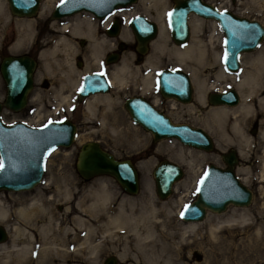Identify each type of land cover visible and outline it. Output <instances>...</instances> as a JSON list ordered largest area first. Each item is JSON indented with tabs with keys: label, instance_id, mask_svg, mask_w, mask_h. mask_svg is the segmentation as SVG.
<instances>
[{
	"label": "rangeland",
	"instance_id": "374dc122",
	"mask_svg": "<svg viewBox=\"0 0 264 264\" xmlns=\"http://www.w3.org/2000/svg\"><path fill=\"white\" fill-rule=\"evenodd\" d=\"M43 1L44 0H42V4ZM50 1V8L52 9L54 4L59 0ZM221 1H224V5L227 6L226 9H229L239 15L258 19L264 24L263 0ZM0 2L2 4L3 10V12L0 14V59L9 53H28L31 56H34L37 60V65L34 71V75L36 76V78H34L35 86L30 92V99L27 105L19 111H14L4 107L1 112V118L6 123L24 121L32 126H39L50 120L68 117L71 118L78 127L76 138L70 145L58 146L47 154L44 163V173L40 183L29 190H0V205L6 207L9 210V213L11 214L10 224L22 223L25 228L29 229V227L24 224L25 222H21L15 217V210L18 204L25 205L33 198H41V201L49 207L50 212L54 215L57 221L62 222L64 226L77 228L78 225L75 220L76 217H81L95 225V227H97L95 229L98 231L93 230L91 236L92 238L101 239L100 244H103L97 252V257L104 256L110 253L112 250L111 245L115 243V241H113V237L110 236L112 234L105 235L104 233H101L102 229L116 230V228L113 225H106L105 227L108 228L103 227L105 223L101 221L99 217L96 218L95 213L91 214L87 209H93L92 206L89 208L90 203H92V191H100L101 188L109 189L111 191V198L109 201H107L106 205L103 206H107L113 211L123 206L124 211L126 210L124 213L132 217V219L126 220L127 222L124 224L125 229L135 227V225H137L135 224L136 221L140 220L144 221L142 224L139 223L140 227L158 229L162 235V238L164 240H168L167 244H165L167 247L169 245L168 251L174 255V258L178 257L176 260L181 261V253L185 255L182 260L183 263L178 264H264V223H262V234H257L256 236L249 233L253 230V227L251 228L247 225L244 227L235 226L233 228H225L220 232L219 235L222 236V238L217 240V242L212 241L207 232L208 220L214 224H224V220L232 214L237 216L251 215L253 218L255 217L257 220L261 219L264 222V176L261 174V153L263 151L262 145L264 144V140L262 137H260V135L258 137V133H260L261 129L260 122L259 130L258 122H256L255 119H253L248 124V127H246V134L249 137H252L256 142H259V155L251 154L250 157L244 159L239 154L238 146L234 144H228L225 147L223 146V148H219L215 135L210 129V127L214 128L215 125L214 121H212L211 117H209L208 111L214 107H220V105H211L208 103L207 98H205L204 104L196 103V90L193 83L194 96L192 102L188 105H194L195 110L190 111L185 106L173 107L174 105L172 104V100L171 102L168 101L166 105H164L163 102L158 99L161 97L156 81L158 70L164 67L182 68L187 71L186 66L178 61L175 54L173 53V50L178 47L182 48L190 44L193 40L194 34H196L203 51L206 52V56L204 59L199 61L197 55V60L192 59L191 61H194L196 64H198L199 69H202V74L209 75L211 78L210 84L216 83V88L209 89L206 92L207 95L208 92L215 91L219 89L220 86H224V80L228 79L231 75L234 74L239 78L246 70L250 69L251 62L259 56L261 51L264 52V39L256 49L243 52L240 55L241 68L238 70L239 72H228L222 63V55L224 52V35L217 22L214 24V20L210 18L201 17L194 13L190 14L191 33L188 41L189 43L187 42L188 44L185 43V45L176 44L170 37L167 17L168 11H166L165 18L168 27V37L166 36V49L152 55L153 64H145L144 61L151 53L152 49L150 42L148 44V50L142 55V58L139 59L135 50V46H133V43H135L133 32L128 24V20L124 19V23L125 25L127 24V29L130 33L131 39L125 42L126 47H124L123 51L121 52L119 59L116 61L117 63H114V67L118 65L122 57L126 55L129 63L131 64V68L139 70L137 75L127 73L126 83L123 84L122 87H117L116 89L111 87L108 94L116 92V95L118 96L116 99L111 101L109 108H106L103 102L97 104L98 114H91L85 109V102H78L75 96L76 89L74 90L72 84H70L69 81L67 83L68 87H66L65 90L67 93H73L72 98L69 100L70 102H68V106L65 102V106L58 111V107L56 106L60 102L61 98L54 92L53 86L58 85L59 75L55 77L46 74L44 71L43 60H41L39 57L41 51L47 49L52 44L55 37L54 35L52 36L51 30H49L48 25L45 24L46 19H48V11L46 13L38 12L36 15L31 17L18 16L10 11L7 0H0ZM150 2L153 3L152 1ZM142 3L143 6L136 5L134 9L131 8L130 11H126L125 15L129 16V18L132 17V11L135 9L139 11L137 13H143L142 11H144L145 8L148 9L149 6L146 4L147 1ZM169 4L170 1L167 0L166 5L168 8ZM51 9H49V12ZM160 9H162V7ZM150 12L153 14L155 13L151 10ZM151 19L154 18L151 17ZM196 19H202L198 27L199 30L196 31L197 33L192 30L193 28L191 24V21ZM24 21H32V27H34H31L30 38H28L27 42L24 43L26 47L23 46L16 51L11 50V46L17 38V25L19 22L24 23ZM63 34L69 35L70 38L68 37V39L70 43L76 45L72 39H76L77 42V38L66 32H63ZM87 40L88 39H86V41ZM88 42V45L85 47L81 45L79 46V43L76 45L78 49L77 53H79V48H81V63L75 65V60L77 58L74 54V65L78 70L74 74L75 79L81 78L84 71H92L95 69V67H97L96 60L93 63L91 59L87 60L84 57L85 54L90 52V41L88 40ZM88 64L90 68L88 70H84ZM113 68L111 70H113ZM222 69L226 74L223 77L224 79H218L216 73ZM81 71L83 72L80 74ZM147 72L156 76L149 91L142 95L152 99L153 101L158 99L155 105L160 109L165 107V112L168 113L173 120L184 121L192 125L205 128L212 136L215 144V146L210 151L184 145L175 138H162L157 141H153L152 133L150 131L144 130L139 124L135 123L131 119L129 113L124 108L123 100L129 95L141 94L139 91L140 88L143 87L141 77ZM45 80L47 81L48 86H43L42 82ZM231 86L233 85H226L223 89ZM4 96L5 83L0 74L1 101L4 99ZM27 110H29V112H27ZM102 119H104V122ZM90 139L98 140L102 146L111 151L116 157H129L134 161L140 177V188L137 193L130 194L125 192L120 184L112 176L107 174L97 175L88 180L83 179L78 174L75 167L78 148L82 142ZM230 147L234 148L239 155L235 170L242 181L246 175L242 172H239L238 167H245L248 170L249 180L246 182V185H248L253 190L252 201L247 206H236L229 204L227 208L220 213L208 211L206 220L204 219L203 221L197 222L200 225V229L199 233L194 236V241L192 243H188L190 245H184L180 252L177 249L180 245L178 243L179 239L177 235L172 233L173 237L171 236V231H176L179 228V222H182V219L180 218L181 211L178 212L179 208L177 207L175 201L178 199L181 193H185L183 197L184 200L181 204V208L183 209V207L188 202L193 200L197 193L196 184L199 181L206 166L209 163L223 166L224 161L221 158V151H225ZM161 158L172 159L182 165L184 169L182 178H180L174 184L175 188H177L179 191L177 192L173 190V192L165 199H161L157 196L152 175V167ZM185 158L188 161H192L193 168H190L188 161L185 162ZM145 162L149 163L147 173L140 168L142 163ZM147 181L150 182V190L146 188ZM57 185H63L66 188H69L71 190V194L63 197L56 196V199L54 200L47 199V196H49L48 194L52 193ZM146 198H153L158 204L165 203L168 206H174V209L170 212H150L147 206L143 205L144 203H142ZM132 205H134V211L129 209V206ZM100 208H102V205L99 203L96 208L98 209L97 214H99ZM42 214V212H39L37 215L36 221L38 226L44 222V216ZM138 214H154L159 217H153L150 215L138 216ZM168 216H173L175 218L167 219ZM4 225L6 226L8 232V238L4 242L8 243L11 239V230L9 229V226L6 224ZM30 231L33 234L37 233L34 228H30ZM80 231L81 230H78V232ZM121 234L129 235L127 232L118 233V235ZM35 235L34 240L38 241L40 236L39 234ZM86 254L88 255V252L85 249L80 259L81 264H86L83 257ZM188 254L189 256H187ZM190 255H192L193 259H190ZM91 259L88 258V263ZM98 259L99 258H97V260ZM31 264H35L34 259L32 260ZM39 264L52 263L51 261L49 262L46 260H41Z\"/></svg>",
	"mask_w": 264,
	"mask_h": 264
},
{
	"label": "water",
	"instance_id": "95a60500",
	"mask_svg": "<svg viewBox=\"0 0 264 264\" xmlns=\"http://www.w3.org/2000/svg\"><path fill=\"white\" fill-rule=\"evenodd\" d=\"M135 0H60L50 11L51 18H59L88 11L102 17L119 6ZM10 11L18 16H33L40 0H7ZM194 13L215 20L222 29L224 53L222 62L228 71L240 69V54L258 47L264 38V25L257 19L238 15L228 9H218L202 0H175L168 13L170 36L176 44L186 43L190 37L188 17ZM135 41L136 52L141 59L148 50V42L156 37L158 25L144 14H135L129 21ZM117 26V23H115ZM121 49V45H120ZM108 61H116L118 54H109ZM36 60L28 53L6 54L0 59V74L5 83V96L0 100V190H29L40 183L44 173L47 154L58 146L70 145L77 133V125L70 118L51 120L40 126H31L24 121L6 123L1 118L4 107L17 111L23 108L33 86ZM157 83L163 97H172L181 102L192 99V80L180 68H162L158 71ZM108 82L100 71L83 74L77 87V99L82 101L94 93L107 92ZM211 104L233 105L239 101L235 87L207 93ZM124 108L131 119L144 130L152 133L153 141L175 138L184 145L209 151L214 147L212 136L201 126L176 122L164 111L155 107L143 95H129L123 100ZM224 166L209 163L197 182L193 200L181 210L184 221L203 220L208 211L220 213L229 204L247 206L252 201L253 191L236 174L237 152L230 147L221 152ZM75 167L83 179L107 174L112 176L130 194L140 188L139 172L129 157L118 158L96 139L82 142L78 148ZM184 169L178 162L161 158L152 167L155 192L161 199L167 198L174 183L182 178ZM7 238L6 227L0 224V242ZM108 256L105 264H112Z\"/></svg>",
	"mask_w": 264,
	"mask_h": 264
},
{
	"label": "bare ground",
	"instance_id": "6f19581e",
	"mask_svg": "<svg viewBox=\"0 0 264 264\" xmlns=\"http://www.w3.org/2000/svg\"><path fill=\"white\" fill-rule=\"evenodd\" d=\"M149 1V0H141V2ZM154 3V5L163 4V8L156 11V13H151L149 9L145 8L144 13L153 17L158 24V31L156 35V39L153 38L150 41L151 45V53L146 57L145 64H153L152 55L155 53H159L166 49V36L168 35V27L166 24V11L168 10L167 5H164L167 0H150ZM264 1V0H263ZM50 0H44L43 4L41 2L39 6L40 13L49 12L51 9ZM42 7V8H41ZM220 8V7H219ZM5 10V9H4ZM3 12L2 4L0 2V14ZM126 12V11H125ZM124 14L125 19L127 20L129 16ZM137 10H133V13H136ZM48 15V14H47ZM46 15V16H47ZM131 16V15H130ZM31 17V16H27ZM80 15L76 17L69 18L62 23L57 22L56 18H51L52 22L50 24L51 29L55 30L53 32L58 34L54 35V41L47 48L41 51L40 59L43 60L44 71L49 76H58L59 83L58 85L53 86L54 92L59 95L60 102L57 104L58 111L64 107L65 102L68 106L69 100L72 98V94L67 93L65 90L68 87V82L72 84L74 90L78 87L81 78L75 79L74 74L78 71L74 65L75 55L78 52L77 46L70 43L68 37L63 34L67 30L70 31L71 35L75 38L77 37H86L90 41V52L85 54L84 57L88 60L91 59L92 62L97 61V67H99V59L102 54L106 52V49L112 47L109 39L105 36H100L95 31V23H91L88 19L79 18ZM67 19V18H65ZM153 19V20H154ZM202 19H196L191 21L192 30L196 32L201 23ZM213 20V19H212ZM1 21V20H0ZM75 21V22H74ZM92 21V20H91ZM93 22V21H92ZM190 22V19H189ZM216 24L215 20L213 21ZM1 26V25H0ZM31 27L32 21H24V23H18L17 25V38L11 46V50H18L21 47L26 45L24 43L27 42L28 38L31 35ZM34 28V27H32ZM70 28V29H69ZM201 28V27H200ZM73 31V33H72ZM197 33V32H196ZM168 37V36H167ZM120 38L125 43L131 39L130 33L127 29V24H124L123 30L121 32ZM155 39V40H154ZM189 43V42H188ZM186 43V44H188ZM185 45V44H184ZM178 61L181 64L185 65L187 68V72L189 73L191 80L195 90L196 97L195 102L204 104L205 103V95L209 89L216 88V83L211 82V78L208 74H202L201 70L192 59L197 60V55L199 61L204 59L206 56V52L203 51L199 40L194 34L193 40L187 46L182 48H176L173 50ZM75 54V55H74ZM120 61V60H119ZM117 63V62H116ZM89 64L85 67L84 70H88ZM83 71L80 72V74ZM86 72V71H84ZM139 72L138 69L131 68V64L126 55H124L118 65H116L113 70L108 72V78L111 84V87L117 88L122 87L123 84L126 83V74L131 73L133 75H137ZM232 73H237L239 71H231ZM217 78L224 79L225 71L222 69L216 73ZM155 76L151 73H144L141 77V82L143 87L140 88V93L145 94L149 91L151 85L155 80ZM225 85L220 86L219 89H223L226 85H233L240 93V100L237 104L229 105V104H215L220 105V107H214L208 111L209 117H211L212 121H214V128H211L212 133L215 135L217 140V144L219 148H223V146H227L228 144H234L239 148V154L242 158H248L254 154L259 155V142H256L252 137H249L246 134V127L248 124L255 119L256 122H260L261 129L260 133H258V137H262L264 140V52L261 51L259 56L255 58L250 65V69L246 70L239 78L236 75H231L228 79L224 80ZM109 93V92H108ZM94 93L89 95L83 102H85V109L89 111L91 114H98L97 112V104L103 102L106 108H109L111 101L116 99L118 95L117 93ZM158 99L154 100V103H157ZM173 105L176 103L173 101ZM190 104V103H189ZM225 105V106H224ZM231 106V107H227ZM186 108L190 111L195 109L194 105H187ZM67 109V108H66ZM104 122V119H102ZM262 176H264V144L262 145ZM239 159V155L237 154ZM185 162L188 161L186 158ZM190 168H193L192 161L189 160ZM188 165V164H187ZM149 163H142L140 168L144 170V172H148ZM237 166H235L236 169ZM238 171L244 173L246 176L243 179V182H247L249 180L248 170L245 167H238ZM236 172V170H235ZM237 174V173H236ZM239 177V176H238ZM176 183V182H175ZM174 183V184H175ZM146 188L148 190L151 189L150 182L147 181ZM173 190L179 191L173 186ZM172 190V192H173ZM171 192V193H172ZM71 190L66 188L63 185H57L55 190L48 194L47 199H56L57 197H63L66 195H70ZM179 194V193H177ZM184 194L181 193L178 199H176L175 203L177 204L178 212L181 211V204L184 200ZM47 195V194H46ZM111 191L109 189H102L92 191L91 198L92 206L91 209H87L91 214L95 213L96 218H100L108 226H114L116 230L111 229H102L101 233L105 235L112 236V240L114 241L116 238H119L121 235H118L119 229H125L126 220L132 219L129 215L124 213L123 206L116 209L115 211L111 210L106 205L107 201L111 198ZM43 200V199H42ZM100 203L102 208H100L99 214H97L98 209L97 205ZM142 203L146 205L150 212H170L174 209V206H168L165 203L158 204L155 202L153 198H146ZM36 209V210H35ZM131 211H134V205L129 206ZM85 210V209H84ZM15 217L21 222H25L29 229L25 228L22 223L21 224H10V216L9 210L0 205V222L9 226L11 230V239L8 243L0 242V264H31L34 259L35 264H39L41 260L51 261L52 264H81L80 259L82 257L83 251L86 249L88 255L95 261L97 257V252L101 248L100 240L92 238L91 233L94 231H98L97 227L93 225L91 222L81 218L76 217L75 220L77 222V228H71L64 226L62 222L57 221L54 215L50 212L49 207L45 205L41 198H33L29 200L25 205L18 204L16 210ZM39 212H42L44 216V222L38 226L37 225V215ZM115 212V213H114ZM140 215H150L153 217H159L154 214H138ZM208 215L204 218L206 220ZM173 216H168L167 219H174ZM150 219V218H149ZM203 219V220H204ZM203 220H193V221H180L179 228L176 231L171 232V236L176 234L180 244L177 248L180 252L184 245H190L188 243H192L194 241V236L199 233L200 225L199 221ZM144 221H136L135 227L140 228L139 223H143ZM262 223H264L261 219L257 220L255 217L253 218L251 215H242L237 216L235 214L230 215L228 218L224 220V224H214L208 220L207 223V232L210 236V239L214 242L221 239L220 232L228 227L235 226H249L253 227L252 231L249 232L251 235L256 236L257 234H262ZM102 227V226H101ZM30 228H34L37 233H32ZM108 228V227H105ZM130 229V228H128ZM150 229V228H148ZM78 230H81L78 232ZM173 233V234H172ZM39 234V240H34V235ZM137 236H141L138 233H135ZM104 235V236H105ZM36 236V235H35ZM153 233H146V235L140 238L137 243L140 245L150 244L149 242L144 241L145 239L151 238ZM159 236H162L161 233ZM173 237V236H172ZM251 237V236H250ZM253 237V236H252ZM103 242V241H102ZM168 240H165V244H167ZM2 243V244H1ZM167 247V245H166ZM168 247L166 248L168 250ZM174 249V248H173ZM176 249V250H177ZM171 251V250H170ZM184 254L181 253L180 260H177L179 263H183ZM189 256V254L187 255ZM32 258V260H31ZM190 259H193L192 255H190ZM30 262V263H29ZM167 263H171L172 260L168 258L166 260Z\"/></svg>",
	"mask_w": 264,
	"mask_h": 264
},
{
	"label": "flooded vegetation",
	"instance_id": "af4514ba",
	"mask_svg": "<svg viewBox=\"0 0 264 264\" xmlns=\"http://www.w3.org/2000/svg\"><path fill=\"white\" fill-rule=\"evenodd\" d=\"M169 1H170L169 7L174 5L175 0H169ZM202 1L209 3V4L213 5L214 7H217V8L220 7L219 9H225L227 7L226 5H224V1H221V0H202ZM146 4H147V6H149L148 9H150L151 11H153L155 13H156V10H159L161 7L163 8V4L153 5L154 3H151L150 1H147ZM136 5L143 6V3L140 0H136V1H134L130 4H127L125 6H120L116 10V12L106 14L103 17H96L95 15H93L89 12H80V13H75L72 15L64 16V17H61L63 19L58 18L56 20H57V22L62 23L66 20H69L70 17L73 18V17H76L77 15H80L79 18H85V19H88L91 23H93V24L95 23L94 28H95L96 33H98L100 36H105L109 39L110 43L112 44V47L105 50L106 52H104L102 54L101 58L99 59V65H98L99 67H95V69H94V70L97 69V70L101 71L102 75L106 78V80L109 81L108 72L111 71V69L115 65L114 63H116V61H114V62L108 61V58L110 57L109 54H115L116 53L119 56L122 52L121 50H123L124 47H126V43H124L122 41V39L120 38L121 32H122L123 27H124V25H123V23H124L123 15L124 14L123 13L125 11H130L131 8L134 9L136 7ZM164 5H166V2L164 3ZM137 12H139V11H137ZM65 18H67V19H65ZM71 18H70V20H71ZM51 22H52V20L46 19L45 24L48 25V28H49V30H51V33L53 36V35H56L58 33L53 32L55 30L51 29V27H50ZM115 23H117V26H115ZM66 33L71 34L70 31H68V30L66 31ZM66 36L70 38L69 35H66ZM86 39H87L86 37H77V42H76V39H72V40H73V42H75L76 45H77V43H79L78 44L79 46L81 45V46L85 47L89 43L88 40L86 41ZM120 45H121V49H120ZM133 46H135V43H133ZM80 49L81 48H79V53L76 54L77 59L75 60V65H78L81 63V60H80L81 59V57H80L81 51H80ZM35 60H36V58H35ZM36 65H37V60H36ZM34 78H36L35 75H33L32 89L35 86L34 85ZM109 83H110V81H109ZM42 84H43V86L44 85L48 86V83L46 80L43 81ZM108 87L110 90L111 84H109ZM31 90H30V92H31ZM30 92L28 93L27 103L30 99ZM159 94H160L161 98H158V99H160L164 105H166V103L168 101L171 102V100L176 103L173 107H177V106H181V107L185 106L186 107L188 105V103L176 101L175 99L170 98V97H163L160 92H159ZM27 103H26V105H27ZM23 108H21V109H23ZM162 110L165 111V107L162 108ZM27 112H29V110H27ZM259 126L260 125L258 122V130H259ZM117 231L118 232H127V233H129V235H122L121 234V236L119 238H116L114 240L115 243H113L111 245L112 250L110 251L109 254H106L104 256H99L98 257L99 259L98 260L96 259L95 261L93 259H91L90 255L86 254L83 256L84 262H86V264H105L104 262H105L106 257L111 256L114 259L112 264H178L179 263L176 260L178 257L174 258V255L171 254V252H169L166 249L167 247L164 243L165 240L162 238V236H159L160 232L158 229H156V228L148 229V228L140 227V228H130V229H128V228L127 229H119ZM6 233H8V232H6ZM135 233H138L141 236H137ZM146 233L147 234L153 233V236L151 238L146 237L147 239L144 240L146 242H149L150 244H147V245L138 244L137 241L140 238L144 237L146 235ZM88 258L91 259L89 263H88ZM168 258H170L172 260L171 263L166 262V260Z\"/></svg>",
	"mask_w": 264,
	"mask_h": 264
}]
</instances>
